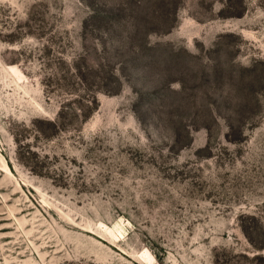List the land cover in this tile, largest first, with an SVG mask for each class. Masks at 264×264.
I'll return each instance as SVG.
<instances>
[{"label": "rangeland", "instance_id": "rangeland-1", "mask_svg": "<svg viewBox=\"0 0 264 264\" xmlns=\"http://www.w3.org/2000/svg\"><path fill=\"white\" fill-rule=\"evenodd\" d=\"M0 264H264V0H0Z\"/></svg>", "mask_w": 264, "mask_h": 264}]
</instances>
